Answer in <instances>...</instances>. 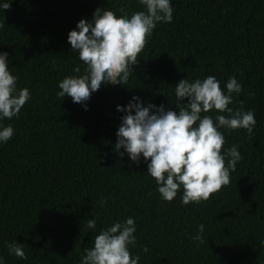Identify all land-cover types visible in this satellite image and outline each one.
Instances as JSON below:
<instances>
[{"label":"trees","instance_id":"1","mask_svg":"<svg viewBox=\"0 0 264 264\" xmlns=\"http://www.w3.org/2000/svg\"><path fill=\"white\" fill-rule=\"evenodd\" d=\"M171 5L172 22L154 28L127 84L102 86L88 112L56 96L59 80L83 74L67 34L98 8L117 16L120 9L144 10L137 0H12L0 11V52L8 53L18 88L31 93L18 117L3 121L14 129L0 144L5 264H79L101 228L128 217L136 224L129 251L139 255L138 264H264V0ZM78 65L81 72L74 73ZM209 75L222 89L236 77L242 90L229 107L251 109L256 125L251 136L220 129L221 151L235 144L242 156L228 185L200 203L182 206V190L164 201L143 158L137 165L114 151L125 114L117 105L137 96L142 106L176 110L175 84ZM207 114L214 119V112ZM93 218L97 226L88 229ZM200 224L203 243L191 239ZM13 241L25 259L9 255L6 242Z\"/></svg>","mask_w":264,"mask_h":264},{"label":"clouds","instance_id":"2","mask_svg":"<svg viewBox=\"0 0 264 264\" xmlns=\"http://www.w3.org/2000/svg\"><path fill=\"white\" fill-rule=\"evenodd\" d=\"M11 3L12 0H0V11L9 9ZM137 3L144 10L132 11L130 15L124 9L117 16L98 8L91 20L80 19L68 32L67 41L81 62L83 74L67 75L59 80L57 97H70L75 105L88 112L91 97L102 86L127 84L154 28L160 22L173 20L171 0H137ZM8 64V53L0 52V144L7 143L14 132L12 125H4L3 121L18 117L31 99L27 87L18 88L17 77L11 74ZM72 71L80 73L81 66H75ZM241 90L235 76H229L222 89L220 81L209 75L191 81L182 78L175 84L176 110L151 103L142 106L140 98L133 96L127 105H117L116 110L125 114L116 131L114 151L120 156L126 153L137 165L143 158L146 173L154 179L162 200L171 202L182 190V206L207 201L229 184L230 172L242 159L235 144L221 151L225 137L220 129H243L251 136L256 125L251 109L229 107L233 96ZM185 98L187 103H182ZM210 111L215 113L214 119L207 114ZM100 203L103 206L105 198ZM96 226V219L87 220L88 229ZM135 232L132 217L101 228L92 246L84 249L79 264H138L139 255L129 251V245L136 244ZM203 232L204 225L200 224L191 239L203 243ZM260 243L264 245V241ZM6 248L9 255L26 258L16 241L6 242ZM0 264H5L2 256Z\"/></svg>","mask_w":264,"mask_h":264}]
</instances>
